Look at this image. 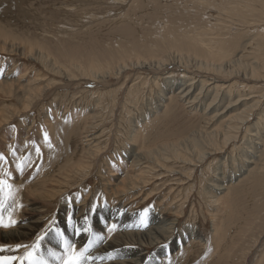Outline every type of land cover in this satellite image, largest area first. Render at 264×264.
Segmentation results:
<instances>
[{"label": "rangeland", "instance_id": "obj_1", "mask_svg": "<svg viewBox=\"0 0 264 264\" xmlns=\"http://www.w3.org/2000/svg\"><path fill=\"white\" fill-rule=\"evenodd\" d=\"M263 5L264 0H0V71L11 68L17 75L26 67L28 75L43 76V82L40 79L33 82V88L40 85L44 89L32 100L30 111L23 119L26 124L33 120L34 124L42 125L44 116L50 119L55 114L66 117L73 113L78 117L73 123V136H96L99 145L106 146L102 151L108 150L109 154L121 152L122 142L132 126L140 127L142 119L147 122L143 147H161L166 152L163 158L166 155L169 160H159L161 164L157 165L155 158L149 160V165L161 174L159 179L151 178L153 183L148 192L152 191L154 198L141 199L137 210L154 208L157 200L156 204L170 209L166 217L178 219L177 233L184 235L192 226L195 234L203 238L192 241L187 255L171 264H264V132L260 133L262 145L257 157L250 159L251 163L247 162L250 152L244 148L253 144L244 133L254 118L243 124V136L231 138L225 150L222 149L226 118L235 112L234 107L225 108L227 100H234L241 89L242 97L261 96L259 107L264 104ZM256 28L261 32H256ZM202 43L211 50L220 48L226 56L209 57ZM206 60L220 65L221 73L197 68L204 65L200 61ZM234 60L238 62L235 64ZM235 65L240 67L239 71ZM251 68L259 76L255 77L256 81L242 79ZM166 81L176 82L173 88L178 82L207 85L196 101L194 95L189 102L185 98L178 101L173 95L168 109L164 113L157 109L154 114L161 103V90L168 88ZM241 84L247 87L240 88ZM192 92L198 93V87ZM1 94L0 103L18 106L15 98ZM214 96L215 102L208 104ZM214 107L218 110H212ZM260 108L254 111L256 117L262 112ZM12 123L11 126L20 125V122ZM208 134L213 140L204 137ZM161 143H169V148L165 149ZM172 143L174 146L170 148ZM218 146L222 147L218 149ZM208 151L211 154L198 158V153ZM76 152L73 151V156ZM175 152H179L182 162L172 160ZM83 156L80 162L86 166L84 171L71 177L77 183L91 176L88 186L100 194L101 175L89 174L94 168L93 159ZM246 162L248 168L243 165ZM219 176L228 178L225 183L229 191L216 201L214 182ZM43 204L46 203L38 202L39 207L46 209L43 217L48 218H42V224L58 222L57 209L48 210ZM177 204L182 211L180 216L176 214ZM152 249L146 247V252Z\"/></svg>", "mask_w": 264, "mask_h": 264}, {"label": "bare ground", "instance_id": "obj_2", "mask_svg": "<svg viewBox=\"0 0 264 264\" xmlns=\"http://www.w3.org/2000/svg\"><path fill=\"white\" fill-rule=\"evenodd\" d=\"M255 30L256 32L258 31L257 28ZM258 32L261 31L259 30ZM203 44L204 43H202V46ZM207 46L208 45H206V47L203 46V48L206 52L205 54L209 55V57L216 56L215 58H217V55L221 57L226 56V53L220 51V48H218L219 51H215L213 49L211 50V47L209 48ZM1 47L2 46H0V49ZM10 47L12 48L13 45H10ZM12 49L16 50V47ZM27 50H29V48ZM186 56L188 57L189 55ZM221 60L219 63H223ZM201 62L204 65H202ZM206 62L208 61H200L199 64L202 66H198V63H194V66L197 65V68L199 69H208L209 71L211 70L213 72H220V65H213V61L211 62V60V64ZM214 62L217 64V61ZM227 62L230 61L226 60V63ZM237 62L238 61L236 60L233 61L235 64ZM239 64V66H241L240 62ZM235 66L238 67V65ZM254 66L252 68H254ZM239 68L240 67L237 68V71H239ZM252 68L250 73L245 72L243 75L239 73L238 77H240L241 74L242 79L252 78L253 81H256L254 79H257L259 76L254 74V69ZM10 69L8 70L4 68V71H0V93L5 94V96L9 98H15L18 102V106H14L12 104L11 106H8L5 103H0V157H3V159H0V180L4 181V184L0 185V188H2V191H0V202L3 204V207L0 208V212H2L6 219L8 216H11L13 219H16L18 223L11 229H0V247H4L6 249L5 251L0 252V256L24 255L25 249L21 248L17 250L16 245L27 244L31 246L35 242L38 235L45 233L44 239L40 242V249L37 253V256L42 253L43 257L48 260L49 264H60L59 260L48 255L49 249H51L52 252L56 254V256L62 257L65 256L66 247H70L74 244L76 246L77 252H79L88 244L89 240L93 241V243L88 252L84 253V255L85 257H90V259H85L84 264H171L174 262V260L179 261V257H182L186 254V250L188 251L187 247L192 241L198 238L203 240L199 234H195V230L192 226L186 229L184 235L177 233L176 225L178 219L174 217H166V212L170 209H167L159 202L156 204L157 200L154 202V208L147 209V227H144L140 224L141 214L144 213L146 208H143L144 211L140 212L137 210L139 209L137 208V205H139L141 199L143 201L151 199L153 196H155L152 191L148 192V190L151 188L153 183L152 179L155 180V177H157L156 179H159L158 176L161 174L158 172V170L154 169V166L149 165L148 162L150 159H152V157L156 159V165L161 164L159 160H169L168 157L165 158L166 155L163 158V154L166 152H163L161 149H159L161 147H155L152 145L143 147L147 139V122H144L142 119L140 127L135 125L131 127L126 140H124L125 142H122L123 149L121 152L107 154L108 150L107 152L105 150L106 154L104 155L105 152L102 150L105 149L106 146L101 147L96 136H81L78 134L73 136V123L75 122V119H78V117L73 113L70 115L68 114L66 117L61 114V116L53 114L54 117H51L50 119V116H44V123H42V125L40 123V125H37L36 123L34 124L33 120L28 123L29 125L26 124L24 122L25 120L23 121V119L30 111V105L31 102H33L32 100L36 99L37 95L44 89V86L40 85L37 86V88H33V82L38 81L39 79L42 81L43 76L39 77L38 74H35L34 77L28 75L26 67L22 68V70H20L19 74L17 75H14ZM260 69L261 68H259V70ZM262 71H264L263 68ZM224 73L226 74L227 71ZM236 75L234 76L236 77ZM173 81H166L168 88L161 90V103L154 110V114L157 113V109H160V111L164 113L174 100L173 95L177 97L178 101L180 98L182 101L186 99L188 102L191 99V96L194 95V99L196 101L197 96L203 93L202 89L207 85L201 84L200 86H196V84L193 86L189 85V83L186 85L184 83L178 82L176 87L173 88L174 83H176ZM169 82L170 84L168 85ZM215 86L217 85L215 84ZM46 87L47 84L45 85V88ZM197 87L198 93L193 94L194 92L192 91H195ZM239 87L241 88L247 86L242 85ZM176 89L177 92H175ZM31 90H35L37 93H34ZM240 90L241 89L236 92L240 94ZM250 90H252L251 87ZM239 94H237V97L234 100H227L228 104L225 106V108L228 106L234 107L235 112H231L232 114L229 113L230 115H228L227 118L225 116L227 123L222 133V144H224L222 145L223 147L218 146V149L222 147V149L224 148L223 150H225L227 147L226 145H228V141L231 138H234L235 140L237 137L242 135L241 133L243 124H247L250 119L253 120L254 118L252 124L245 127L246 134L244 133V136L247 137L246 139L253 144V147L249 144V146L247 145L245 147L246 149L244 148L245 151L250 152L249 156L247 154L246 155L248 156L247 162L251 163L250 159L257 157L256 152L259 149V146L262 145V137L260 136V133H263L264 131H260L261 129H264V104L262 108L259 107L261 96L257 97L253 95L245 98ZM228 96L231 97L229 94ZM215 98L216 96H214L208 104L215 102ZM225 98L226 97H224V99ZM207 107H209V105H207ZM259 108L262 112L256 117L254 111L258 110ZM212 110L215 111L218 109L217 107H214ZM149 119L151 120L152 117ZM13 121H16L17 123L20 122V125L11 126ZM214 131L215 130H213V132ZM45 134L48 136L47 141L44 139ZM209 134L204 135V137L209 136ZM210 135L213 136V134ZM209 137L207 138L209 139ZM149 138H151V135ZM211 138L212 137L209 139L210 141ZM159 142L156 141V143ZM206 142L208 143V141ZM168 144L161 143V146L163 145V147L166 149L169 148ZM170 145H172L170 148L174 146L173 143ZM192 145L195 144L192 143ZM178 146L179 145H177V147ZM196 146L197 145H195V147ZM75 150L77 152L73 156L72 153ZM208 152L202 154L198 153V158L202 156L201 159H203L204 155L211 154V151L209 153ZM84 154L88 156L87 158L90 157L93 159L94 168L93 171L88 170L89 174H97L98 172L99 175H101L99 181L101 187L99 188L102 190L100 194H97L99 191H97L95 188L88 186V183H90L88 181H91V176L85 177V174L83 173L85 178L77 183H74V180L71 177L72 174H75V172L77 173L84 171L85 165L83 166V164L80 162L81 158L84 157ZM192 155H195V153L193 154V151ZM195 158L194 160H196ZM172 160H176V162L179 160V152H175ZM247 162L246 164H241H243L245 168H248ZM230 177L233 179V176ZM232 179L230 178L231 181ZM96 180L98 179L96 178ZM225 181L228 182V178L226 176H219L214 182L215 187H213L215 190H217V196H212L216 201H219L220 199L222 200L229 191L228 185L225 183ZM76 188H78V190L73 193L72 190ZM156 188L157 187H154L152 189ZM160 197H162V195H160ZM39 201H42L43 203L45 202L46 204L43 205L47 206L48 210H50L51 207L57 209L55 210V215L58 222L53 223L54 221H49L47 224H42V218H46L43 217V211L46 209L43 210L38 206ZM93 205L96 206V211H92ZM176 206L177 207H175V209L178 208L176 210V214L180 216L179 213L182 214L181 208L179 209V204ZM64 211H66V214H64ZM69 216H71L73 219V223L71 224L68 223ZM85 217H87V220H85ZM113 223L116 224L117 227L114 231L110 232L108 229ZM85 228H88L89 231L85 232ZM77 229L80 230L79 235L76 234ZM57 231L63 233V236L57 235ZM97 236L101 237V239L97 240ZM65 241H67V244ZM149 246H152L153 249L151 252H146V247ZM109 254H111V258H109Z\"/></svg>", "mask_w": 264, "mask_h": 264}, {"label": "snow or ice", "instance_id": "obj_3", "mask_svg": "<svg viewBox=\"0 0 264 264\" xmlns=\"http://www.w3.org/2000/svg\"><path fill=\"white\" fill-rule=\"evenodd\" d=\"M45 141H47L48 136L45 134L44 136ZM0 159H3V157H0ZM4 181L0 180V185H3ZM0 191H2V188H0ZM3 207L2 202H0V208ZM92 211H96V206H92ZM147 209H145L144 213L141 214V221L140 224L144 227H147ZM85 220H87V217H85ZM17 220L13 219L11 216H8L7 219L5 216L0 212V229H11L14 226L17 225ZM68 223H73V219L71 216L68 217ZM139 226V225H138ZM117 225L112 224L110 228L108 229L110 232L114 231L116 229ZM85 232L89 231L88 228L84 229ZM77 235L80 234V230L77 229L76 232ZM57 235L63 236V233L57 231ZM45 233H42L36 237L35 242L29 246L27 244H17L16 249L19 250L21 248L25 249L24 255L22 256H0V264H49L48 260L43 257V254L41 253L39 256H37V253L40 249V242L44 239ZM97 240L101 239V237L97 236ZM67 244V241H65ZM93 241L89 240L88 244L79 252L76 250V246L73 244L70 247L65 248V256H56L54 252H52L51 249L48 251L49 256L55 257L57 260L60 261V264H84L85 259H90V257H85L84 253L88 252L89 248L91 247ZM6 249L4 247H0V252L5 251ZM109 258H111V254H109Z\"/></svg>", "mask_w": 264, "mask_h": 264}]
</instances>
